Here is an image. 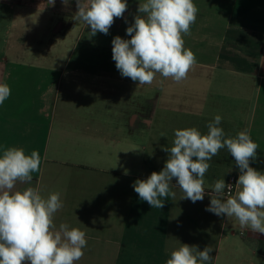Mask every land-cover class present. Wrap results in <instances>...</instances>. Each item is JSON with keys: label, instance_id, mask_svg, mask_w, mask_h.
Masks as SVG:
<instances>
[{"label": "crops", "instance_id": "obj_1", "mask_svg": "<svg viewBox=\"0 0 264 264\" xmlns=\"http://www.w3.org/2000/svg\"><path fill=\"white\" fill-rule=\"evenodd\" d=\"M139 2L145 0H127L124 17L112 27L134 23ZM193 2L199 12L183 39L197 63L187 78L177 83L157 74L152 84L137 85L116 74L63 70L69 63L51 53L32 57L44 45L37 34L56 31L35 27L37 11L73 17L76 0H0V83L11 88L0 105V150L39 152V171L14 190L61 194L56 227L67 223L86 233L76 264H166L181 243L200 250L210 245L211 264H264V234L205 210L214 182L240 174L226 148L208 161L203 201L182 199L174 178L175 197L162 209L151 208L132 186L163 169L169 156L163 148L173 146L175 130L195 127L207 134L216 115L226 137L249 132L259 145L250 166L264 171V0ZM60 23L55 43L66 29ZM97 90L109 95L108 110L84 107Z\"/></svg>", "mask_w": 264, "mask_h": 264}, {"label": "clouds", "instance_id": "obj_2", "mask_svg": "<svg viewBox=\"0 0 264 264\" xmlns=\"http://www.w3.org/2000/svg\"><path fill=\"white\" fill-rule=\"evenodd\" d=\"M54 5L55 0H50ZM64 4L68 0H62ZM73 19L90 27V37L98 32L107 35L115 18H123L127 0H76ZM198 7L193 0H145L139 2L134 23L126 28L130 39L115 36L112 59L122 77L137 85H150L157 74L177 83L187 78L197 63L193 51L185 48L183 37L190 35L196 22ZM127 23V21H125ZM11 88L0 83V105L10 97ZM216 115L207 125V134L190 127L174 131L173 146L163 169L153 171L147 179H137L132 185L140 200L151 208L162 209L164 200L175 197L172 181L184 193L182 199L203 201L208 161L226 148L239 169L237 191L231 195L232 184L224 179L212 186L210 204L205 209L217 216L234 217L241 228L264 234V171L250 166L257 160L259 145L247 130L226 137ZM41 157L33 150L6 147L0 150V264H76L87 247L86 233L79 228L54 223L55 214L63 208L59 192L47 197L39 188L14 190L17 182L31 183L32 173L40 169ZM225 189L229 195L225 197ZM163 198V199H162ZM213 248L200 250L196 245L181 243L173 250L166 264H211Z\"/></svg>", "mask_w": 264, "mask_h": 264}, {"label": "rangeland", "instance_id": "obj_3", "mask_svg": "<svg viewBox=\"0 0 264 264\" xmlns=\"http://www.w3.org/2000/svg\"><path fill=\"white\" fill-rule=\"evenodd\" d=\"M49 14L47 13V15ZM35 17L36 18L32 20L37 28L43 26L47 30L53 29L58 31L55 28H59L61 24L60 22H62L63 27L66 29H64L62 34H60L62 38L60 43H55L57 42V34H55L56 31L41 36L37 34L38 41H43L44 45H47L48 48L44 47V45H40L32 57L39 59L43 52H46L44 53L45 55L51 53L52 57L60 58L63 64L67 62L69 63L67 66L62 67L63 70L79 69V72L84 71L90 72L91 74H116L118 79H126V77H122L120 72L116 69L115 61L112 59L111 43L113 38L117 35L124 37L125 39H130V37L126 34V28L124 27L125 22H122L119 28H116L114 25L109 29V31H119V33L115 32L107 35L96 34L95 36L90 37V27H87V25L82 21L76 22L72 16L61 17L53 14L51 17H43V14L37 11ZM129 21L131 20L129 19ZM79 38L80 43H78ZM51 39L54 44L49 43ZM58 44H61L59 45L61 46L60 50H57ZM74 44L75 47H73ZM85 77L87 83V74ZM84 101V107L89 108L93 106L95 109L99 107L101 108V111H103L104 108H107L106 110H108L110 105L113 106L112 101H109L108 94L99 93L96 94L93 99L86 98ZM122 104H124V102H122ZM135 109L136 108L134 107L132 110Z\"/></svg>", "mask_w": 264, "mask_h": 264}, {"label": "built area", "instance_id": "obj_4", "mask_svg": "<svg viewBox=\"0 0 264 264\" xmlns=\"http://www.w3.org/2000/svg\"><path fill=\"white\" fill-rule=\"evenodd\" d=\"M238 179V175L235 173H232L229 175L226 184H232V191H231V195H235L236 191H237V185H236V181ZM229 195L228 190L225 189V197L227 198V196Z\"/></svg>", "mask_w": 264, "mask_h": 264}]
</instances>
